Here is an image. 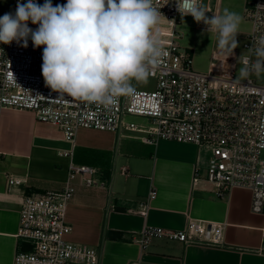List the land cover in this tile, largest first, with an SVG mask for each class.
Masks as SVG:
<instances>
[{
    "label": "built area",
    "instance_id": "1",
    "mask_svg": "<svg viewBox=\"0 0 264 264\" xmlns=\"http://www.w3.org/2000/svg\"><path fill=\"white\" fill-rule=\"evenodd\" d=\"M245 1V17L252 22V30L242 36L241 46L227 60V54L217 48L208 69L199 71L194 67L192 52L181 44L178 25L182 16L177 11L176 0H153L168 20L175 21L173 25L162 16L158 25L159 37L168 54L150 76L156 80L155 86L151 90L134 87L133 93L119 96L107 108L67 96L59 98L58 93L45 86L41 71L43 46L35 48L30 38L26 48L21 46L22 41L0 44V120L5 109L29 110L36 120L59 127L73 146L80 128L135 130L145 133V139L152 142L163 139L211 146L204 179L215 186L220 196L236 186L250 188L251 209L261 213L264 211V76L261 82L250 76L240 78L238 83L233 81L240 77L236 75L237 66L243 63L254 37L264 34V8L257 7L264 6V0ZM36 2L43 5L45 0ZM66 2L52 0L53 6ZM16 6L17 0H12V14ZM28 26L33 30L38 27ZM225 60L226 69L221 66ZM132 117L144 118L146 122L138 124ZM62 154L72 158L74 152ZM97 173L95 167L71 160L61 190L21 196L16 233L18 249L13 264L100 263L97 249L69 239L72 226L66 219L68 206L79 186H103ZM201 180L198 171L194 182ZM8 183L15 187L23 179L10 175ZM145 212L143 207L141 213ZM223 230V224L190 219L180 230L149 226L137 241L143 247L153 237L185 244L219 245Z\"/></svg>",
    "mask_w": 264,
    "mask_h": 264
},
{
    "label": "crops",
    "instance_id": "2",
    "mask_svg": "<svg viewBox=\"0 0 264 264\" xmlns=\"http://www.w3.org/2000/svg\"><path fill=\"white\" fill-rule=\"evenodd\" d=\"M200 3L209 18L225 8L239 13L243 22L238 37L252 30V22L245 17V0ZM178 29L194 65L204 41L211 43L208 64L199 69L197 62V70H207L218 48L217 33H208L207 26L191 15L181 17ZM145 136L135 130L80 128L73 146L59 127L36 120L33 112L5 109L0 120V264H13L18 249L21 196L61 190L71 160L95 167L103 183L79 186L66 215L72 226L69 239L97 249L99 264H264V211H252L251 189L236 186L220 196L204 179L207 161L194 152L195 144L152 142ZM70 150L72 158L62 154ZM198 171L202 180L195 183ZM10 175L23 183L10 187ZM143 207L145 213H141ZM190 219L223 224L221 244L153 237L143 247L137 241L149 226L180 230Z\"/></svg>",
    "mask_w": 264,
    "mask_h": 264
},
{
    "label": "clouds",
    "instance_id": "3",
    "mask_svg": "<svg viewBox=\"0 0 264 264\" xmlns=\"http://www.w3.org/2000/svg\"><path fill=\"white\" fill-rule=\"evenodd\" d=\"M176 6L182 17L191 15L207 26L208 33H217V46L227 54L226 60L234 54L243 22L239 13L225 8L209 18L200 0H176ZM162 16L153 0H67L56 6L52 0L43 5L17 0L15 14L0 17V44L22 41L26 48L30 38L35 48L43 46L45 86L59 98L107 108L119 96L134 92L133 81L146 84L168 54L159 37ZM29 22L38 27L33 30ZM246 53L239 62L240 77L233 82L264 76V34L254 37ZM226 60L221 64L225 69Z\"/></svg>",
    "mask_w": 264,
    "mask_h": 264
},
{
    "label": "rangeland",
    "instance_id": "4",
    "mask_svg": "<svg viewBox=\"0 0 264 264\" xmlns=\"http://www.w3.org/2000/svg\"><path fill=\"white\" fill-rule=\"evenodd\" d=\"M11 6H12V0H0V17H2L6 13H12ZM28 24L35 25V24H32L31 22H29ZM35 26H38V25H35ZM179 32H180V30H179ZM236 39H237V42H238V47H240L241 46V42H242V36H239V37L237 36ZM204 44H205V47H204L203 52L200 54V57H197L196 56V58H195V65H194V67L196 69L198 68V66H197V64H198L197 62L198 61L200 62L199 63V66L201 67L199 69L204 68V66L206 64H208L207 63L208 62V52H209L211 43L209 41L206 42V40H205L204 41ZM240 67H241V64L239 63L238 66H237V71H236V75L237 76H240V73L238 72L239 69H240ZM250 77H253L257 81H260V82L263 81V76H261L260 78H257L255 75H251ZM155 81L156 80L154 78L149 77V80H148V82L146 84H144V83H137L135 81H133L132 84H133V87L138 88V89H148V90H151L155 86ZM137 118L143 120L142 123H145L146 122V120L144 118H141V117H137ZM171 142H176V141H171ZM174 145L177 146V144H175V143H174ZM178 146H182V145H178ZM195 146H197V147H194V148H196V150L194 152L196 154H198L200 160H206L207 161V165H208L209 158H210L211 152H212L211 146H208V145H203V146L195 145ZM185 150L188 151V149H185ZM188 152H192V151L189 150ZM207 165H206V169H207ZM211 186L215 187L213 184H211Z\"/></svg>",
    "mask_w": 264,
    "mask_h": 264
},
{
    "label": "bare ground",
    "instance_id": "5",
    "mask_svg": "<svg viewBox=\"0 0 264 264\" xmlns=\"http://www.w3.org/2000/svg\"><path fill=\"white\" fill-rule=\"evenodd\" d=\"M37 27H35V29H36Z\"/></svg>",
    "mask_w": 264,
    "mask_h": 264
}]
</instances>
